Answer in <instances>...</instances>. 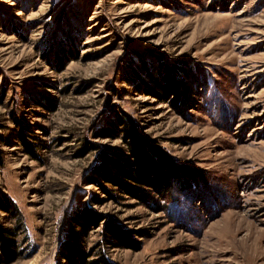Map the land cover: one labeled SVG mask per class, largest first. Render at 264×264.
Listing matches in <instances>:
<instances>
[{
	"label": "rangeland",
	"instance_id": "374dc122",
	"mask_svg": "<svg viewBox=\"0 0 264 264\" xmlns=\"http://www.w3.org/2000/svg\"><path fill=\"white\" fill-rule=\"evenodd\" d=\"M153 149L197 176L145 206L93 175L101 152L131 171ZM3 198L0 260L23 225L7 264L97 243L113 264H264V0H0ZM84 209L121 239L70 240Z\"/></svg>",
	"mask_w": 264,
	"mask_h": 264
},
{
	"label": "trees",
	"instance_id": "16d2710c",
	"mask_svg": "<svg viewBox=\"0 0 264 264\" xmlns=\"http://www.w3.org/2000/svg\"><path fill=\"white\" fill-rule=\"evenodd\" d=\"M164 90L167 95V93L171 91V88L169 86H166ZM120 121L122 122V124L126 123L122 117L120 118ZM25 130L26 128H23L22 132L24 133ZM103 131L104 130L102 129L96 131L95 136L101 137ZM128 138L129 140L132 139L131 132L129 133ZM129 140L127 143L128 152L131 154V158L136 159L135 148L134 146H132V143H129ZM19 145L23 149H26L27 155L30 158L35 159L33 154L35 150L32 145H29L23 140L20 141ZM95 148L96 145H90L89 150H95ZM144 159L145 162L143 166H139L138 164H136L133 166L132 170L129 171L123 169V166L121 167V165H119L118 163L113 162L110 159V155L108 153L101 152L99 153L97 160V164H99V166L93 167L92 172L93 175L98 176L103 183L114 186L118 194L125 195L132 199H137L141 201L145 206L151 202V196L153 197L157 195L159 197L158 200L163 199L165 197V192L169 191L171 187V182L175 183L178 182V180H182L181 177L179 178V176H182L185 180H189L195 179L198 173L193 169L175 165L171 159H169L158 150L153 149L150 152V155H144ZM108 168L113 169L119 177L123 178V181L126 180L127 182H131V185L115 179V177L108 176ZM3 202L4 204L3 206H0V210L5 214H9L11 216L13 215V217H15L17 214V209L14 204L8 198H3ZM75 216V220H70L73 229H71L69 233H67V236L70 240H77V234L75 233L76 228H93L97 227L100 222H102L103 224V235L100 244H102L103 242L104 245H107L109 244L110 240L117 241L122 237V233H120L117 227L106 223L103 218L95 215L88 209H84L82 213L76 212ZM22 228V223L17 220L15 221L14 225H12V228L3 231L5 233V237H10L12 239L7 241L6 238H4L3 245H5L6 247L5 249L4 247L3 249H1V264H7L11 262L14 259V256H16L18 247L15 243L16 241H14V237L16 235V231ZM22 242L24 243L23 238ZM65 249L70 251L72 256H75L79 264H113L109 260L107 253L100 248V245L98 243L93 250H87V252L85 253L81 251H73L69 246H65ZM92 257L93 259L89 260V258ZM70 263H73L72 260L70 261Z\"/></svg>",
	"mask_w": 264,
	"mask_h": 264
}]
</instances>
